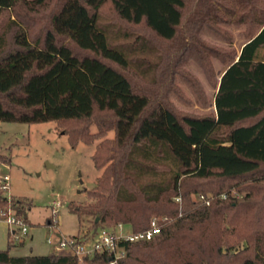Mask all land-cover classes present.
Instances as JSON below:
<instances>
[{"label":"trees","instance_id":"trees-1","mask_svg":"<svg viewBox=\"0 0 264 264\" xmlns=\"http://www.w3.org/2000/svg\"><path fill=\"white\" fill-rule=\"evenodd\" d=\"M226 25L244 27L239 52L202 38L204 27L229 37ZM39 52L54 60L42 65ZM32 53L20 78L0 86V121L114 131L102 191L69 207L93 217L89 238L120 224L145 231L153 218L160 231L120 240L118 257L13 255L10 242L0 264H264V0H0V66ZM214 58L226 64L220 79ZM190 59L217 89L211 112L171 100L189 102L178 76L203 95ZM60 64L73 70L74 95L46 83ZM9 203L0 189V209Z\"/></svg>","mask_w":264,"mask_h":264},{"label":"rangeland","instance_id":"rangeland-1","mask_svg":"<svg viewBox=\"0 0 264 264\" xmlns=\"http://www.w3.org/2000/svg\"><path fill=\"white\" fill-rule=\"evenodd\" d=\"M223 28L229 37L204 27L202 38L209 44L239 52L247 41L243 34L244 27L226 25ZM38 55L42 65L54 60L43 52ZM34 56L35 53L19 55L0 66V86L15 83L22 69L31 64ZM213 63L216 76L220 79L226 64L217 58L213 59ZM187 68L198 77L203 95H199L185 77L178 76L177 84L189 102L175 92L171 94V100L178 109L187 112L202 114L215 110L217 89L207 78L203 67L196 59H190ZM72 74L70 67L60 64L46 79V83L50 85L59 81L56 85L59 91L68 89L74 95ZM97 133L95 124L89 125L87 121L79 120L57 119L39 123L0 121V155L5 157V160L0 161V182L4 175L10 176L8 189L3 190L0 186L10 202L5 208L17 212L18 206L23 207L26 218L34 223V226L30 225L28 234L21 236L20 240L15 239L12 233L15 226L9 225L14 245L27 236H30L31 241L19 251L13 249L12 253L28 254L31 246L35 253L53 250L54 242L48 240L55 239L57 232L64 236L77 233L76 237L89 238L93 217L83 216L79 219L69 205L83 207L95 201L93 194L96 191H102L100 183L109 165L114 131L102 136ZM5 225L8 224L0 219V227L4 228ZM112 228L123 235L132 231L131 227L124 224ZM7 243L6 240L2 246L7 248ZM120 254L122 252L117 251V255Z\"/></svg>","mask_w":264,"mask_h":264},{"label":"built area","instance_id":"built-area-1","mask_svg":"<svg viewBox=\"0 0 264 264\" xmlns=\"http://www.w3.org/2000/svg\"><path fill=\"white\" fill-rule=\"evenodd\" d=\"M9 181L10 176L4 175L0 182V186L3 190L8 189L10 185ZM0 218L3 219L8 225L15 226V239L20 240L21 236L28 234L30 229L29 223L26 222L23 216L17 214V212H15L13 209L1 208ZM159 231L160 225L158 220L153 218L151 221V227L145 231L137 233L130 232L127 235H123L118 234L114 228H103L96 237L84 239L83 241H80V239H82L81 237H72L70 239L61 237L58 244L61 249L72 248L74 253L78 255L80 259H82L85 255H93L97 251L104 250L113 251L116 253V257H118L119 255H117V251L120 250L118 242L120 240L151 239ZM48 241L51 242L52 240L49 239ZM112 264H116V262H113Z\"/></svg>","mask_w":264,"mask_h":264},{"label":"crops","instance_id":"crops-1","mask_svg":"<svg viewBox=\"0 0 264 264\" xmlns=\"http://www.w3.org/2000/svg\"><path fill=\"white\" fill-rule=\"evenodd\" d=\"M1 219V218H0ZM28 220V223H30L29 225H31V226H34V223L28 218L27 219ZM6 227H4V228H2V227H0V249H5V247H3L2 245L6 242V240H7V245H9V243L11 242V238L13 237L12 235H11V228L9 227V225H5ZM14 230H15V228H13L12 229V233L14 234ZM77 234V233H76ZM76 234H69L68 236H64L63 234H61L60 232H57L56 233V238L55 239H53L52 241L54 242V249L53 250H49V251H46V252H33L34 251V248L31 246V249H30V253H28V254H18L17 252H15V253H12V251H13V249L15 250V251H19L18 249L19 248H24L25 247V245L27 244V246H28V244H31V241H30V236H27V238H23V240L22 241H20L19 243H18V245L16 244V245H14V243H13V246H12V248H11V253L13 254V255H30V254H48V253H52V252H58V251H60L61 250V248L59 247V244H58V242H59V239L61 238V237H64V238H68V237H73V236H76ZM51 241V242H52ZM13 242V241H12ZM3 243V244H2ZM6 245V246H7Z\"/></svg>","mask_w":264,"mask_h":264}]
</instances>
